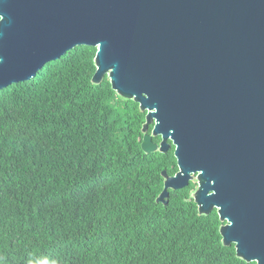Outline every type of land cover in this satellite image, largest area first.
<instances>
[{
    "label": "water",
    "instance_id": "water-1",
    "mask_svg": "<svg viewBox=\"0 0 264 264\" xmlns=\"http://www.w3.org/2000/svg\"><path fill=\"white\" fill-rule=\"evenodd\" d=\"M81 45L146 112L143 150L175 146L157 202L196 179L224 245L264 264V0H0V89Z\"/></svg>",
    "mask_w": 264,
    "mask_h": 264
},
{
    "label": "trees",
    "instance_id": "trees-1",
    "mask_svg": "<svg viewBox=\"0 0 264 264\" xmlns=\"http://www.w3.org/2000/svg\"><path fill=\"white\" fill-rule=\"evenodd\" d=\"M96 53L0 89V264H257L224 245L217 209L200 214L197 183L157 202L175 146L143 150L146 112L93 82Z\"/></svg>",
    "mask_w": 264,
    "mask_h": 264
},
{
    "label": "rangeland",
    "instance_id": "rangeland-1",
    "mask_svg": "<svg viewBox=\"0 0 264 264\" xmlns=\"http://www.w3.org/2000/svg\"><path fill=\"white\" fill-rule=\"evenodd\" d=\"M193 182H195V183H197V180L196 179H194V181ZM197 188V187H196Z\"/></svg>",
    "mask_w": 264,
    "mask_h": 264
}]
</instances>
